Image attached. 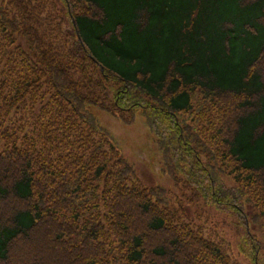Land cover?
<instances>
[{
    "label": "trees",
    "instance_id": "trees-1",
    "mask_svg": "<svg viewBox=\"0 0 264 264\" xmlns=\"http://www.w3.org/2000/svg\"><path fill=\"white\" fill-rule=\"evenodd\" d=\"M96 110L142 116L183 193ZM202 207L264 264V0H0V264H238Z\"/></svg>",
    "mask_w": 264,
    "mask_h": 264
},
{
    "label": "rangeland",
    "instance_id": "rangeland-1",
    "mask_svg": "<svg viewBox=\"0 0 264 264\" xmlns=\"http://www.w3.org/2000/svg\"><path fill=\"white\" fill-rule=\"evenodd\" d=\"M96 113L101 118L103 125L111 130L124 156L135 165L138 177L145 184L166 187L176 195L183 193L180 188L175 186L172 178L164 172V161L159 145L142 116L138 117L134 124H125L108 112L96 110ZM188 209L190 214L193 215L192 208L188 207ZM201 213L204 219L199 220L197 224L201 225L202 229H211L214 238L216 236L218 241L221 240V237L220 235L217 236V234H224L227 243H230L231 252L234 244L232 255L234 260L238 264H250L247 259L238 253L237 244L240 241V237L236 236L234 217L228 213L216 210L215 207H202ZM261 239L263 240L262 236ZM262 255L264 257V254Z\"/></svg>",
    "mask_w": 264,
    "mask_h": 264
}]
</instances>
